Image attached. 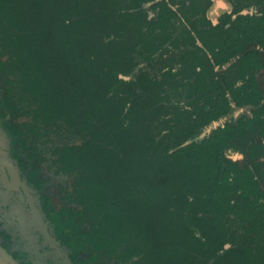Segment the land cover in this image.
Returning a JSON list of instances; mask_svg holds the SVG:
<instances>
[{"label": "trees", "instance_id": "obj_1", "mask_svg": "<svg viewBox=\"0 0 264 264\" xmlns=\"http://www.w3.org/2000/svg\"><path fill=\"white\" fill-rule=\"evenodd\" d=\"M150 1L0 0V113L59 177V226L88 260L264 264V205L259 219L251 202L241 211L247 198H229L245 188L222 160L225 130L193 141L228 107L196 105L192 119L190 98L221 91L210 61L229 62L237 43L204 29L195 0L194 26L173 39L175 12L161 0L147 19ZM197 44L229 52L209 58Z\"/></svg>", "mask_w": 264, "mask_h": 264}, {"label": "flooded vegetation", "instance_id": "obj_2", "mask_svg": "<svg viewBox=\"0 0 264 264\" xmlns=\"http://www.w3.org/2000/svg\"><path fill=\"white\" fill-rule=\"evenodd\" d=\"M160 1L153 0L140 6L147 19L158 11L159 8H152V5ZM163 1L175 12L176 16L170 20L175 28L171 37L178 38L180 25L194 26L190 6L193 0ZM195 1L198 7L204 8V19L208 24L204 29L222 26V31L226 29L230 35L220 34L221 41H235L239 51L222 66L210 61L213 65L210 70L216 74L214 78L219 80L221 91L207 89L205 102L196 94L190 98L192 119L198 113L196 105L205 104L207 112L213 104L224 102L228 107L225 115L197 130L193 141L207 138L218 127L225 130V143L220 149L222 160L234 164L229 169L236 170L235 174L245 188V194L236 190V195L229 198H247L246 201L243 199L241 211L247 206V213L251 202L253 213L260 219L259 207L264 205V0H220L225 8L212 19L209 9L215 0ZM238 16L251 19L237 20ZM208 33L216 32L209 30ZM210 37L205 42L209 50V43L217 40ZM177 48L182 47L178 45ZM201 48L209 58H223L229 52L214 49L211 53L203 45ZM234 62L237 65L230 67ZM220 94L225 100L218 97L220 101H214ZM1 95L0 89V98ZM11 127L8 116L0 113V264H100L88 260V253L68 245L59 226L62 202L56 195L59 177L39 163L25 143L13 137ZM232 177L229 172L228 180ZM243 218L244 215L234 216L231 229L239 227ZM227 248L224 244L223 249Z\"/></svg>", "mask_w": 264, "mask_h": 264}, {"label": "rangeland", "instance_id": "obj_3", "mask_svg": "<svg viewBox=\"0 0 264 264\" xmlns=\"http://www.w3.org/2000/svg\"><path fill=\"white\" fill-rule=\"evenodd\" d=\"M224 5L222 4V1L220 0H215L213 6L209 9V13L211 16H209L211 19L214 18V16L218 15L223 9Z\"/></svg>", "mask_w": 264, "mask_h": 264}]
</instances>
